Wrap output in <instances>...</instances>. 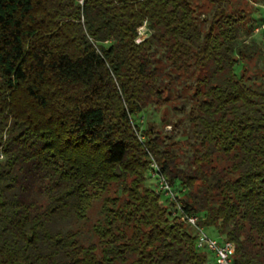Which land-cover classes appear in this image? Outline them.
Wrapping results in <instances>:
<instances>
[{
    "label": "trees",
    "instance_id": "1",
    "mask_svg": "<svg viewBox=\"0 0 264 264\" xmlns=\"http://www.w3.org/2000/svg\"><path fill=\"white\" fill-rule=\"evenodd\" d=\"M229 1L201 20L190 0H0V264H210L145 185L150 157L232 264H264V58ZM180 77L185 164L131 122Z\"/></svg>",
    "mask_w": 264,
    "mask_h": 264
},
{
    "label": "rangeland",
    "instance_id": "2",
    "mask_svg": "<svg viewBox=\"0 0 264 264\" xmlns=\"http://www.w3.org/2000/svg\"><path fill=\"white\" fill-rule=\"evenodd\" d=\"M213 1L215 0H190L192 7L195 9L196 15L199 19H204L210 13ZM80 2V1H79ZM243 10L244 13L250 18L252 30L249 33L241 32L240 39L245 42V44L258 46L262 50V58H264V8L260 5L255 3V0H230L229 4L227 5V11L231 12V14L237 16L238 11ZM263 26V27H262ZM148 35V29L146 26H142L138 30V39H143ZM255 61L251 62L250 65H253ZM264 62L262 59H258L256 61L255 67L262 70ZM242 67V63H239L235 72L237 74L240 73V69ZM245 76H250L256 79L258 76L257 72H255L254 67L249 69L245 72ZM179 84L174 83L172 86V96L169 102H167L164 106L156 107V106H149L139 115L132 116L131 122L133 126L137 130L138 138L143 140V137H139L140 133L146 129L147 124L155 125V131L159 134L161 138L165 135L167 138L165 140L166 144H171L172 142L175 144L173 149L175 150L176 154L179 156V162L181 164L186 163V158L190 155L189 145L186 142L184 137V131L186 122H183L185 114L177 113L173 111V107L179 108L181 100L175 99V91L181 88L182 96L190 97L193 93V80L192 79H184L182 77L179 78ZM186 106V105H185ZM188 107L186 106V110ZM182 119V122L178 121ZM177 122V126L173 127L172 125ZM190 143V142H189ZM151 164V160L148 161V171L149 166ZM146 171V181L145 185L149 188L153 189L156 194H159L155 190V180L152 179ZM160 195V194H159ZM161 196V195H160ZM160 204L163 206H167L165 202V198L162 197L160 199ZM100 202H94L92 208L87 213L88 219L84 221L89 226L92 223H96L97 219L100 218ZM207 234L213 237V235L207 231Z\"/></svg>",
    "mask_w": 264,
    "mask_h": 264
},
{
    "label": "built area",
    "instance_id": "3",
    "mask_svg": "<svg viewBox=\"0 0 264 264\" xmlns=\"http://www.w3.org/2000/svg\"><path fill=\"white\" fill-rule=\"evenodd\" d=\"M143 39H138L137 36L136 42L139 43ZM150 160L151 164L148 174L155 180V190L164 197L166 203L172 207L173 216L179 221L184 222L191 229L195 237V248L199 251H206L211 254L214 259V264H232L234 245L227 240L214 238L207 234L206 230L198 224L199 218L185 212L172 186L160 173L156 162L151 157Z\"/></svg>",
    "mask_w": 264,
    "mask_h": 264
},
{
    "label": "crops",
    "instance_id": "4",
    "mask_svg": "<svg viewBox=\"0 0 264 264\" xmlns=\"http://www.w3.org/2000/svg\"><path fill=\"white\" fill-rule=\"evenodd\" d=\"M210 264H214V261H212Z\"/></svg>",
    "mask_w": 264,
    "mask_h": 264
}]
</instances>
